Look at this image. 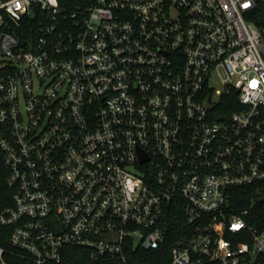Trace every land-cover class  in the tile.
<instances>
[{"label":"built area","instance_id":"obj_1","mask_svg":"<svg viewBox=\"0 0 264 264\" xmlns=\"http://www.w3.org/2000/svg\"><path fill=\"white\" fill-rule=\"evenodd\" d=\"M84 1L0 0L10 243L264 264V0Z\"/></svg>","mask_w":264,"mask_h":264},{"label":"trees","instance_id":"obj_2","mask_svg":"<svg viewBox=\"0 0 264 264\" xmlns=\"http://www.w3.org/2000/svg\"><path fill=\"white\" fill-rule=\"evenodd\" d=\"M84 0H61V5L67 8L74 7L76 4H85ZM235 98V94L233 95ZM7 169L3 163L0 153V212L7 205L11 204L13 192L7 184ZM242 191H245L244 189ZM258 210L264 212V205L259 206ZM12 227L0 223V247L4 249V259L8 264H31L29 259L25 257V253L10 243V234ZM74 254L85 253L77 247L69 248ZM170 245H166L163 249L157 251H140L139 258L132 264H167L170 259ZM78 259H71L66 264H76Z\"/></svg>","mask_w":264,"mask_h":264},{"label":"water","instance_id":"obj_3","mask_svg":"<svg viewBox=\"0 0 264 264\" xmlns=\"http://www.w3.org/2000/svg\"><path fill=\"white\" fill-rule=\"evenodd\" d=\"M260 202H261V203H262V202H264V198H263V199H261V200H260Z\"/></svg>","mask_w":264,"mask_h":264}]
</instances>
